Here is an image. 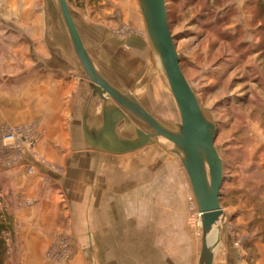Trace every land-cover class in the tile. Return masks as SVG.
Returning a JSON list of instances; mask_svg holds the SVG:
<instances>
[{"label": "rangeland", "instance_id": "rangeland-1", "mask_svg": "<svg viewBox=\"0 0 264 264\" xmlns=\"http://www.w3.org/2000/svg\"><path fill=\"white\" fill-rule=\"evenodd\" d=\"M164 1L181 70L216 123L214 147L224 163L219 201L223 215L208 237L215 244L212 251L214 264L226 250L232 264H264L261 236L264 229V5H258L263 0ZM67 4L86 45L93 40L113 54L122 53L124 58L149 52L144 26L140 20L138 24L132 20L126 0H70ZM33 14L39 15L41 21L42 17L46 18L49 40L56 42L67 38L54 0H0V16L7 20L4 22L0 18V77L9 73L4 59L13 44L16 45V64L21 70L25 60L33 62L38 58L33 51L42 42L41 25L38 29L40 36L33 44L24 38L30 31L28 20ZM6 22L11 27L8 28ZM30 53L35 55L32 60L28 59ZM162 84V98L149 95L154 99L152 103L159 104V108H174L170 90ZM163 98L166 105L159 103ZM168 117L171 119L168 121H178L176 108ZM28 125L32 126L37 137L31 149L16 150L12 144H4L1 139L4 131ZM42 137L43 131L37 121L4 126L0 130V149L7 150L0 152L7 155L6 162H15L23 153H31ZM160 144L120 157V167L114 164L111 173L124 176L123 167L127 165L126 172L133 177V180L129 179V188L137 185L143 192L154 195L158 192L161 206L167 201L171 205L173 192L167 191L164 182L167 177H175L172 216L177 225L183 215L185 223L192 229V257L194 264H198L201 227L195 224L197 209L196 205L193 207L192 191L178 158L161 148L168 149L170 144L165 140ZM39 162L58 171L44 160L39 159ZM150 176H157V179ZM28 202L33 203L23 198L21 204L30 205ZM0 221L6 226L1 214ZM74 244L72 233L68 229L60 230L56 241L45 252L47 264H68L76 251ZM7 250L6 264H11L10 248Z\"/></svg>", "mask_w": 264, "mask_h": 264}, {"label": "crops", "instance_id": "crops-1", "mask_svg": "<svg viewBox=\"0 0 264 264\" xmlns=\"http://www.w3.org/2000/svg\"><path fill=\"white\" fill-rule=\"evenodd\" d=\"M126 2L132 20L142 22L136 0ZM38 16L31 15L30 31L24 35L33 44L41 25L42 42L33 51L38 58L25 60L21 70L13 44L4 59L9 73L0 77V130L37 121L43 131L41 142L31 153H23L20 160L6 162L7 155L0 152V214L8 229L5 235L11 264H47L45 252L63 229H68L75 240L76 251L68 264H194L192 229L183 215L177 225L172 216L175 177L164 182L167 191L173 192L171 205L167 201L161 206L158 192H143L137 185L129 188L133 177L127 174V165L124 176L111 173L113 165L122 162L120 157L153 146L123 155L85 148L73 67L46 41V18L41 21ZM99 45L108 54L113 73L142 106L158 118L171 120L168 116L175 113V104L174 108H159L152 103L154 97L162 98V83L168 85L150 48L141 56L134 53L124 58L122 53L113 54ZM35 55L30 53L28 59ZM159 103L167 102L163 98ZM39 159L58 171L48 169ZM23 198L33 203L22 205ZM217 264H232L227 250Z\"/></svg>", "mask_w": 264, "mask_h": 264}, {"label": "water", "instance_id": "water-1", "mask_svg": "<svg viewBox=\"0 0 264 264\" xmlns=\"http://www.w3.org/2000/svg\"><path fill=\"white\" fill-rule=\"evenodd\" d=\"M67 38L49 45L74 70L77 95L81 101V131L86 149L123 155L146 146L170 144L184 169L201 227L198 264L213 263L209 240L223 211L220 188L224 163L214 147L216 123L186 80L171 35L164 0H136L151 54L172 95L178 121L158 118L148 112L136 96L113 73L110 58L95 41L82 40L66 0H54Z\"/></svg>", "mask_w": 264, "mask_h": 264}, {"label": "built area", "instance_id": "built-area-1", "mask_svg": "<svg viewBox=\"0 0 264 264\" xmlns=\"http://www.w3.org/2000/svg\"><path fill=\"white\" fill-rule=\"evenodd\" d=\"M32 126L28 125L26 127L19 128H9L1 134V139L7 144H12V147L16 150H21L22 148H28L34 146L37 141L36 134H34ZM195 202V201H194ZM30 204V202H28ZM195 204H193V207ZM195 209V208H194ZM197 209V208H196ZM197 214L196 225L199 227L200 219L198 210H195ZM56 260V259H55ZM54 260V262H55ZM56 264V263H52Z\"/></svg>", "mask_w": 264, "mask_h": 264}, {"label": "trees", "instance_id": "trees-1", "mask_svg": "<svg viewBox=\"0 0 264 264\" xmlns=\"http://www.w3.org/2000/svg\"><path fill=\"white\" fill-rule=\"evenodd\" d=\"M66 1L68 3L70 0H66ZM258 5L259 6L264 5V0L258 2ZM166 10L168 12V8H166ZM167 15H168V13H167ZM173 38H174V41H175V37L174 36H173ZM180 63H181V60H180ZM223 182H224V180H223ZM220 190H221V188H220ZM7 230L8 229L4 225V223L0 221V264H6V260L8 258V252H7L8 250H7V243H6V237H5V234L7 233ZM261 236H262V238L264 240V229L261 232Z\"/></svg>", "mask_w": 264, "mask_h": 264}, {"label": "bare ground", "instance_id": "bare-ground-1", "mask_svg": "<svg viewBox=\"0 0 264 264\" xmlns=\"http://www.w3.org/2000/svg\"><path fill=\"white\" fill-rule=\"evenodd\" d=\"M214 229H215V228H214ZM214 229H213V230H214ZM213 230H212V231H213Z\"/></svg>", "mask_w": 264, "mask_h": 264}]
</instances>
